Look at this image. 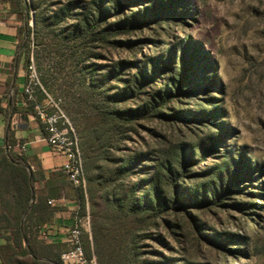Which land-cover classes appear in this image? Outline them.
I'll list each match as a JSON object with an SVG mask.
<instances>
[{"label": "trees", "instance_id": "1", "mask_svg": "<svg viewBox=\"0 0 264 264\" xmlns=\"http://www.w3.org/2000/svg\"><path fill=\"white\" fill-rule=\"evenodd\" d=\"M47 1L0 0V5L23 17L18 31L17 58L24 57L26 70L30 37L35 33L40 38V30L45 29L52 46L69 51L65 60L75 68L73 72L79 74L80 83L89 89H99V92L71 94L75 107L71 113L75 116V126L81 138L91 194V228L90 233L83 236L87 256L94 255L98 264H208L202 262L200 256L189 257L186 250L181 260L167 256L164 251H173L169 242L148 231L162 226L176 236V229L181 228L172 223L171 215L180 211L191 215L195 208L207 202L216 206L221 197L236 191L246 194L247 183L264 175L263 166L247 155L246 147L236 148L228 140L232 130L220 123L206 126V131L194 138L188 148L182 147V153L176 154L174 161L166 152H159L155 159L147 152L116 157L113 151L120 150V142L129 139L127 130L133 125H127L136 120L148 119L151 113L157 118L178 120L177 114L167 115L162 109L183 95L185 81L197 69L203 74L208 73L196 83L197 90L205 91L216 85V68L206 58L199 43L191 38L171 35L175 42L169 43L166 40L168 30L164 33L165 39L160 41L163 43L160 54L154 53L150 58L144 56V61H114L112 64L93 61H111L106 56L110 49L125 48L133 51L136 57L143 54L142 47L138 46L140 42L159 44L153 38L130 40L128 37L152 25L167 23L170 29H174L176 22L190 20L192 16L186 0H68L56 2L54 10L41 9ZM31 14L34 29L30 26ZM123 37L127 40H122ZM128 67L137 70L131 78H126ZM168 71L172 72V78L163 76ZM163 78L168 81L154 92L150 84ZM112 81H122L123 84L118 88L111 85ZM111 86L117 92H107L106 88ZM148 88L151 90L147 91ZM38 92L41 91H37L38 100L44 101ZM186 93L190 96L192 92ZM24 96L27 107L17 113H29L36 118L34 103L27 100L25 92ZM136 101L140 108L119 106ZM208 101L216 103L212 97ZM196 103L199 108L203 105ZM219 110L212 104L205 111L201 109L200 113L209 123V116L219 115ZM13 131L10 122L8 150L0 147L1 264H63L61 254L68 249L67 243L49 242L41 234L42 229L52 224L56 213L63 211L62 207L49 202L63 195L80 205L79 211L83 214L84 193L63 171L52 172L46 178L37 158L15 152L13 148L22 142L12 139ZM212 154L220 157L219 163L203 168V160ZM195 156L198 157L196 160ZM143 159L150 161L152 166L140 164ZM191 169L199 171L192 172ZM186 178H190L186 181L189 186L181 185ZM38 181L42 182L40 189L35 187ZM98 192H102L100 196ZM252 194L260 195L258 192ZM253 206L257 204L242 202L239 209L245 212ZM196 217L192 219V228L197 241L204 240L213 248L245 243L252 255L264 257V237L252 241L237 234L229 235L228 239L207 234L203 239V234H199L201 224ZM143 239L154 241L163 250L144 246L141 244ZM142 247L152 249L140 250ZM224 249L228 253L240 254L243 250Z\"/></svg>", "mask_w": 264, "mask_h": 264}, {"label": "rangeland", "instance_id": "2", "mask_svg": "<svg viewBox=\"0 0 264 264\" xmlns=\"http://www.w3.org/2000/svg\"><path fill=\"white\" fill-rule=\"evenodd\" d=\"M68 0H48L41 9L54 10L56 2H67ZM84 1V0H74ZM186 4L191 11V19H182L175 23V28L170 29L167 23L161 26L152 25L149 29L135 32L128 37L130 40L143 38H153L159 44H147L140 42L143 54H137L125 48L110 49L107 53V60H93L96 64H112L114 61L135 62L145 60L155 54H160V41L165 39V31L168 32L166 40L174 43L171 35L181 39L191 38L199 43L205 56L216 68V85L206 88L205 91L197 90L196 83L200 77L208 73L194 71L185 81L187 85L181 91L183 95L168 102L164 114H177L178 120L170 121L168 118H157L149 115L148 119L141 118L134 123L127 125L131 129L127 130L129 139L120 142V150L113 151L116 157L135 152L150 153L151 158L157 159L159 152L168 153L171 160H175L176 154L182 153V147L188 148L194 138L205 132L206 126H216L215 123L226 125L232 130L228 140L235 144V147H246L247 155L252 160H257L264 168V0H186ZM31 14L30 26L34 29L35 23ZM37 30V29H36ZM47 31L40 30V38L34 33L30 37L29 63L35 66L36 76L40 87L37 91L44 98L46 94L59 102L65 111L67 118L73 127L78 138L81 150V138L75 126V116L73 113L72 93L74 92H99L83 86L79 80V74L74 73L75 68L66 61L69 54L65 49H56L46 36ZM127 40V38H122ZM41 41V43H39ZM156 45V47H154ZM47 46V47H46ZM155 49H157L155 51ZM101 52L102 50H98ZM92 63L91 61H88ZM87 62V63H88ZM134 67H128L125 72L126 78H131ZM28 74V72H27ZM164 77L172 78V72L168 71ZM157 79V83L150 84L151 89L156 92L162 83L167 82L166 78L162 81ZM120 82H111L112 86L121 87ZM112 86L107 92H117ZM151 89H146L150 91ZM185 92V94H184ZM186 92H192L186 95ZM196 92V93H195ZM216 99V103L208 101L209 98ZM201 98V99H200ZM196 102L203 105L199 108ZM136 103H121L119 106L126 108H140ZM215 104L220 108V114L209 116V123L206 117H202L200 110H207ZM70 108V112H69ZM72 111V113H71ZM217 115V116H216ZM77 119V118H76ZM83 154V150H82ZM220 154L217 152V155ZM167 155V154H166ZM217 155H210L202 162L204 166H212L219 163ZM221 155V154H220ZM198 157L195 156V160ZM84 173L86 185L83 191L85 200L91 204V194L89 182L85 169L83 155ZM143 166H152L147 160L140 162ZM144 168V167H143ZM192 170V169H191ZM144 171V170H143ZM199 171L193 169L192 172ZM185 180V182H184ZM182 180L183 186L188 185ZM205 180V178H204ZM260 180V181H259ZM257 181H249L246 194L236 191L220 198L218 204H201L191 215L180 211L171 215L169 219L173 224H178L181 230L176 229V236L169 234L162 226L154 228L148 232L157 237H164L172 246L173 251H164L167 256L177 260L183 258L185 251L189 257L200 256L208 264H264L263 256L252 255L245 243L240 246L226 245L224 248L243 249L240 253H228L224 248L208 245L204 240L197 241V235L192 228V219L197 216L200 230L203 236L221 235L226 237L237 234L249 238L252 241H260L264 237V175ZM208 182V181H207ZM189 186V185H188ZM252 192H258L254 196ZM102 192H98V196ZM256 203L257 206L248 208L245 212L239 209L240 204ZM91 218V215H90ZM206 239V236L203 237ZM141 244L152 246L154 249L160 248L154 241L143 239ZM152 248L142 247L140 250H151ZM159 250H163L160 248ZM239 251V250H238Z\"/></svg>", "mask_w": 264, "mask_h": 264}, {"label": "crops", "instance_id": "3", "mask_svg": "<svg viewBox=\"0 0 264 264\" xmlns=\"http://www.w3.org/2000/svg\"><path fill=\"white\" fill-rule=\"evenodd\" d=\"M22 23L21 15L12 13L0 5V147L8 148V126L12 122L14 125L12 139L15 142L28 144L23 155L37 158L44 169L45 177L48 178L52 172L61 170L65 159L54 152L45 141L43 127L32 114L17 113L18 110H24L27 107L24 96L27 83L25 60L24 57L17 58L18 31ZM13 150L21 154L17 146ZM32 170L35 168L32 167ZM35 187L40 189L42 182H36ZM51 201H54L51 205L62 207L63 211L57 212L52 224L47 226L57 229L58 232L48 241L65 243L66 231L74 224V209L78 205L75 201L65 199L63 195L58 200Z\"/></svg>", "mask_w": 264, "mask_h": 264}, {"label": "built area", "instance_id": "4", "mask_svg": "<svg viewBox=\"0 0 264 264\" xmlns=\"http://www.w3.org/2000/svg\"><path fill=\"white\" fill-rule=\"evenodd\" d=\"M27 72V83L24 92L27 100L34 103L36 118L45 130V141L54 152L64 157L65 162L61 167V171L67 175L75 187L84 190L86 178L83 154L76 133L59 102L50 98L46 92H44L46 97L44 101L40 102L38 100L36 90L39 89L40 84L33 63L28 66ZM27 145V143L17 145L21 154L26 152ZM53 202L50 201L49 204ZM79 210L80 206L78 205L74 209V224L66 231L68 249L61 254L62 263L98 264L96 257L94 255L88 257L84 248L83 236L85 233H90L91 228L90 206L87 200L84 213L82 214ZM57 233V229L52 227H46L41 231L46 240H51Z\"/></svg>", "mask_w": 264, "mask_h": 264}, {"label": "water", "instance_id": "5", "mask_svg": "<svg viewBox=\"0 0 264 264\" xmlns=\"http://www.w3.org/2000/svg\"><path fill=\"white\" fill-rule=\"evenodd\" d=\"M8 149V148H7Z\"/></svg>", "mask_w": 264, "mask_h": 264}]
</instances>
